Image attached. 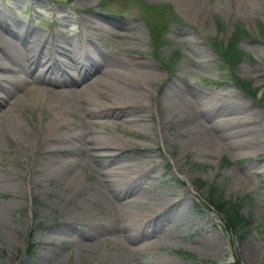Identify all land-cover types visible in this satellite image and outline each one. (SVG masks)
Segmentation results:
<instances>
[{
  "label": "rangeland",
  "instance_id": "1",
  "mask_svg": "<svg viewBox=\"0 0 264 264\" xmlns=\"http://www.w3.org/2000/svg\"><path fill=\"white\" fill-rule=\"evenodd\" d=\"M189 1L182 6L179 0H0V19L16 26L24 42L45 34L47 51L70 45L83 29L86 46H100L126 73L137 76L152 67L159 73L146 78V97L130 110L135 115L146 110V120H110L91 116V106L84 114L66 107L65 121L72 122L62 131L66 143V138L78 143L79 131L128 143L110 165L78 148L82 160L73 172L79 179L69 188L48 173L41 178L42 155L15 151L11 142L19 132L1 140L0 171L20 173L21 202L0 211V264H44L49 250L53 264H264V101H258L264 91V0ZM87 20L103 21L107 28L95 29ZM232 46L237 52L230 56L232 71L259 88L256 98L236 87L218 54ZM102 71L97 68L89 78ZM81 77L71 69L64 80ZM118 96L109 85L94 89L92 99L112 106ZM37 105L24 103L18 113L36 135L63 113ZM196 120L201 127L191 124ZM30 147L33 153L34 144ZM99 176L120 200L104 195ZM211 192L216 201L239 202L241 214L253 223L245 239L215 211ZM12 196L0 192V204ZM163 201L174 202L170 213ZM114 205L124 217L132 210L149 212L147 222L131 219L137 241L118 229ZM47 238L54 243L44 245ZM152 240L159 243L142 247Z\"/></svg>",
  "mask_w": 264,
  "mask_h": 264
},
{
  "label": "bare ground",
  "instance_id": "2",
  "mask_svg": "<svg viewBox=\"0 0 264 264\" xmlns=\"http://www.w3.org/2000/svg\"><path fill=\"white\" fill-rule=\"evenodd\" d=\"M179 1L182 6L190 5L189 0ZM242 2L255 3L256 1L242 0ZM86 23H90L92 27L99 30L107 28V25L99 20H87ZM82 31L83 29H80L75 32L76 35L70 40V45L53 46L45 51L42 47L44 43L49 41V39H41L46 37L45 34H36L35 37L31 36L29 41L24 42L18 34L16 26H12L6 19L0 20V69L3 71L0 73V142L2 139H10L19 132L20 136L17 141L11 142L15 151L21 155L22 153L42 155L45 160V170H42L41 178L46 179L49 176H55L67 188L79 179L73 172V166L82 160L81 155L76 154L79 153L78 148L85 153L93 154L96 161L110 165L117 156L126 150L128 143H120L121 140L115 139L113 136L95 131L88 136L84 133L80 134L79 131L78 143L74 141L71 145L68 138L66 139L69 143H66L62 131L66 130L67 126H72V122L65 121V113L68 110L66 107L73 108L75 114H84L82 110L91 106V108H87L91 116L107 117L110 120H114L113 118L127 122L146 120L148 116L146 110L136 115L132 114L130 110L134 105L142 103L146 97L147 92L144 85L147 83L146 78L159 74L154 67L139 70L137 76L126 73L124 67L107 55L100 46L94 42L91 48L86 46L84 40L80 38ZM81 49L84 50L83 53L78 52ZM76 53L79 55H75ZM58 54L64 55L68 60L61 59ZM100 67H103L101 75L90 79L89 76ZM71 69L83 73L80 81L64 80L69 76ZM107 84L116 88L119 94L114 99L112 106H103L100 102L92 99L94 89L109 86ZM27 102L50 105L53 109L63 108V113L52 118L36 135L27 128L18 116L23 104ZM161 112H165L164 108ZM107 121L104 120L103 123H107ZM199 123L198 120L191 122L192 125L201 127ZM31 143L34 144L33 153L29 152ZM94 149L96 151H93ZM99 149L102 151H97ZM112 172L113 167L108 168L107 176H111ZM19 174L16 170L9 168L6 169V172L0 171V192L11 191L13 193L8 202L0 204V211L13 210L20 206ZM101 179L99 176V188L102 189L104 195L110 201L112 199L120 200L121 198L116 197L117 192L106 191ZM112 203L116 204V202ZM125 203H128V200ZM162 203L167 202L163 201ZM120 205L122 206L121 203ZM161 206L166 211L169 210L167 212L170 213L174 202ZM114 209V211L111 209L113 216L121 223L118 229H122L128 241H137L134 239L136 235L133 234L136 225L131 219H135L137 222H147L148 219L151 220L152 218H150L149 212L132 210L127 212L128 214H125L124 217V214L117 211V206ZM116 228L117 225L114 226V229ZM59 232L62 234L61 230ZM49 233L51 232L49 231ZM156 242L159 243V240L145 242L146 244L142 247L152 246ZM51 243L54 242L47 238L44 245ZM142 247L138 246L139 249L137 250H141ZM134 249L136 250V248ZM44 256V264H53L51 262L56 260L50 250Z\"/></svg>",
  "mask_w": 264,
  "mask_h": 264
},
{
  "label": "trees",
  "instance_id": "3",
  "mask_svg": "<svg viewBox=\"0 0 264 264\" xmlns=\"http://www.w3.org/2000/svg\"><path fill=\"white\" fill-rule=\"evenodd\" d=\"M220 56L228 64L231 68L233 66L231 65V59L230 56H234V53L236 52V49L234 46L232 48H221L220 49ZM232 79L237 84V86L248 96L257 97V91L258 89L253 87L252 82L248 80H244L236 75V73L232 72ZM260 102L264 101V94L261 99H259ZM214 192V191H213ZM214 194L212 192L210 193V202L214 206L215 211L222 216V219L224 220V223L228 228H231L234 232V235L240 239H245L249 232L252 231V222L244 217L240 212V204L237 201L234 200H222L221 197L218 198L216 201L214 199Z\"/></svg>",
  "mask_w": 264,
  "mask_h": 264
}]
</instances>
